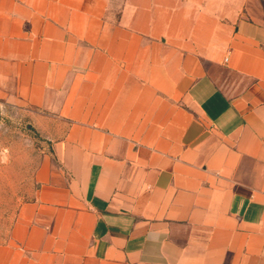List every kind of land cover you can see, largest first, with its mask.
I'll use <instances>...</instances> for the list:
<instances>
[{"label": "crops", "instance_id": "crops-1", "mask_svg": "<svg viewBox=\"0 0 264 264\" xmlns=\"http://www.w3.org/2000/svg\"><path fill=\"white\" fill-rule=\"evenodd\" d=\"M0 108L48 145L0 264H264V0H0Z\"/></svg>", "mask_w": 264, "mask_h": 264}, {"label": "rangeland", "instance_id": "rangeland-1", "mask_svg": "<svg viewBox=\"0 0 264 264\" xmlns=\"http://www.w3.org/2000/svg\"><path fill=\"white\" fill-rule=\"evenodd\" d=\"M45 148L22 111L0 108V246L8 242L22 205L34 199Z\"/></svg>", "mask_w": 264, "mask_h": 264}]
</instances>
